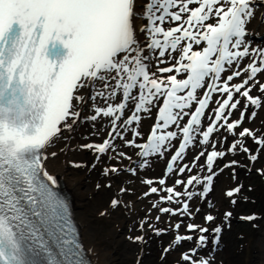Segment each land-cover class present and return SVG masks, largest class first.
I'll use <instances>...</instances> for the list:
<instances>
[{"label": "snow or ice", "instance_id": "obj_1", "mask_svg": "<svg viewBox=\"0 0 264 264\" xmlns=\"http://www.w3.org/2000/svg\"><path fill=\"white\" fill-rule=\"evenodd\" d=\"M261 7L264 4L258 0H0V264H92L91 249L83 244L70 203L58 178L46 167L50 156H56L47 149L82 119L81 108L89 102L91 114L83 119L110 118L108 136L84 146L96 153L97 160L110 151L131 160L123 151L117 152V139L139 149L141 168L175 148L167 174L191 173L205 157L206 174L177 179L173 186H165V178L143 181L150 186L145 196L157 194L159 203L180 205L160 208L161 213L194 218L189 202L196 196L208 198L216 175L223 171H214L216 161L235 155L238 147L254 164L259 149H264V135L258 137L241 125L249 106L254 109L250 120L264 106V97L250 94L257 84L264 93V84L257 79L264 73V46L254 47L249 39L258 34L249 27L253 20L264 26ZM245 59L249 63L241 68ZM226 72L230 74L224 76ZM244 73L248 75L242 81L232 83ZM241 97L244 107L239 119L232 120ZM154 108L157 118L147 140L137 143L144 139L142 114ZM222 129L251 138L257 151L239 138L226 151L216 150V143L227 140L212 139ZM129 132L132 136L125 140ZM174 141H179L178 146ZM197 145L205 147L192 164L184 163L188 150ZM237 165L233 160L224 168ZM127 170L132 175L137 171ZM120 171L113 166L105 168L104 174ZM257 171L264 176V169ZM154 183L162 187L151 186ZM180 185L184 188L177 191ZM240 192L237 186L226 195ZM121 203L113 199L111 207ZM231 216L225 213L226 219ZM257 218L255 214L241 217L249 222ZM205 220L211 223L215 217L209 214ZM149 227L157 236L167 233ZM173 227L175 246L193 240L192 235L178 234L180 223ZM186 229L198 233L197 244L181 253V260L214 264L211 254L198 256L208 246L209 228L189 223ZM223 230L212 229V252L218 250ZM129 239L145 242L143 236Z\"/></svg>", "mask_w": 264, "mask_h": 264}, {"label": "rangeland", "instance_id": "obj_2", "mask_svg": "<svg viewBox=\"0 0 264 264\" xmlns=\"http://www.w3.org/2000/svg\"><path fill=\"white\" fill-rule=\"evenodd\" d=\"M258 3L264 4V0H258ZM259 11L264 12V7H261ZM141 22L146 23V21ZM249 27L258 32V34L249 37L252 45L254 47L264 46V26L258 25L257 20H253ZM247 63H249V60L245 59L240 67L243 68ZM228 74L230 73L226 72L224 76ZM247 75V73H244L243 76L233 80L232 83L235 84L242 81ZM257 79L260 84H264V73H261ZM259 87L260 85L257 84L250 94L264 97V93L259 91ZM216 99L217 97L213 96V101ZM119 101L120 97L118 96L116 102ZM97 103L103 104L102 101H97ZM244 104L245 99L241 97L240 105L232 114V120L239 119ZM90 105L91 102L87 104L84 117L91 114ZM253 110L252 106L248 107L241 128L252 129L255 131L256 136L259 137L264 135V106L257 111L256 118L250 120L249 116ZM128 115L129 112L126 111L125 118ZM142 116L140 131L144 139H138L137 143L146 142L150 130L156 121L157 109L154 108L150 114H142ZM109 119L101 118L94 122L83 119L81 131L78 134L81 141H83L81 144L83 155L75 157L76 160L72 161V164H80L82 166L72 167L74 171L71 172V174L73 173V178H83V192L88 195V208L85 215L89 222L87 223L86 221V224L89 225L90 223L97 229L100 237L99 243L103 250L114 252L118 258V264H186V262L181 260V253L188 252L196 247L197 244L196 237L198 233H189L186 229L187 224L193 223L209 228V233H205L209 237L208 246L201 249L198 256L208 257L211 254L214 256V264H264V176L258 174L257 171L258 169H264V149H259V159L254 164L250 162L247 154L239 150V147L235 155L229 153L223 159H218L215 163L214 171L221 168H223V171H219L216 175L213 190L209 193L208 198L203 199L196 196L189 202L194 218H190L187 215L172 216L168 213H161L159 209L164 207L177 209L180 205L159 203L157 194L145 196V193L149 192L150 186L143 183V181L149 179L158 181L161 178H165L167 180L165 186H173L174 181L177 179H186L189 175L206 174V169L202 168L205 164V157H200L199 162L191 173L186 171L183 176H179L175 172L167 174V165L172 152L176 150L175 148H173L172 152L166 153L163 158H151L150 166L141 168L142 160L138 156L139 149L126 147L122 141L117 139L115 141L117 152L123 151L128 156H131V160L120 159L111 151L107 155L100 156L99 160H97L96 153L84 146L101 143L108 136ZM187 119L188 117H185V121ZM204 123L207 125L208 121L205 120ZM236 131L239 133L240 128ZM131 136L130 132L127 133L125 140L131 138ZM224 137H227L226 142L216 143V150L226 151L229 145L238 138L242 139L245 146L254 153L258 149V146L251 138L233 136L223 129L215 132L212 139L222 141ZM173 143L178 146L179 141H174ZM204 147L203 145H197L194 148H190L185 156L184 163L192 164L193 158ZM74 150L78 151L80 147L76 146ZM207 150L208 152L212 150L211 144L207 146ZM233 160L238 162L237 166L224 168L226 163ZM113 166L120 168L121 171L105 175L104 169ZM130 168L137 170L135 175H132L127 170ZM108 185L111 186L109 187ZM151 186L162 187L158 183H154ZM237 186H241V192L234 197H228L226 192ZM183 188L184 185H180L177 191H182ZM121 189H126L127 191L121 192ZM160 195L167 194L161 192ZM113 199L120 200L122 202L121 206L112 208L111 201ZM233 199L236 201L235 204L231 202ZM154 203H157L158 207L153 208ZM196 209H199V211H195ZM102 212L107 214L101 215ZM226 212L232 213L230 220L226 219ZM209 214L215 217V220L211 223H207L205 220V217ZM253 214L258 217L256 220L249 222L241 219V217ZM157 216L160 217L159 221L156 220ZM141 223H143V230L140 228ZM176 223L181 224L178 234L192 235V241H185L180 246L174 245L173 237L177 233L173 226ZM149 225H153L156 229L167 230V233L157 236ZM216 226H221L224 230L218 250L212 252V229ZM117 229L120 232L117 235H112ZM139 236L144 237V243L134 242V240L129 239V237ZM170 244L173 245L172 250L165 251Z\"/></svg>", "mask_w": 264, "mask_h": 264}, {"label": "bare ground", "instance_id": "obj_3", "mask_svg": "<svg viewBox=\"0 0 264 264\" xmlns=\"http://www.w3.org/2000/svg\"><path fill=\"white\" fill-rule=\"evenodd\" d=\"M86 107L87 104L82 106V119L73 125V129L71 130L72 132H62V138L56 140L54 145L47 149L49 153L56 152V156H50L49 160L46 162V167L51 174L58 178L61 191L66 196V198L69 199L70 204H72L75 220L77 223L80 222L78 223L80 224L79 233L81 234L83 244L86 245L87 248L91 249L89 256L92 260V263L118 264V258L115 256L114 252L110 250L106 251L101 248L99 243L100 237L98 236L97 229L94 228L90 223L89 225L86 224L87 217L85 212L88 208V195L83 192V178H73V173L71 174V172L74 171L72 168L74 163L72 164V161L83 155V148L81 146L83 141H81L78 134L81 131V124ZM76 146H79L80 150H74V147ZM88 222L89 221H87V223ZM118 232H120L119 229L114 231L112 235H117Z\"/></svg>", "mask_w": 264, "mask_h": 264}]
</instances>
